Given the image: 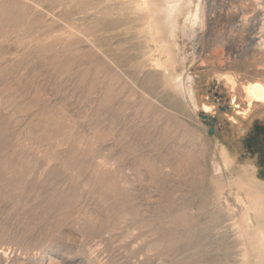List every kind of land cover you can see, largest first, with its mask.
Masks as SVG:
<instances>
[{"label": "rangeland", "instance_id": "rangeland-1", "mask_svg": "<svg viewBox=\"0 0 264 264\" xmlns=\"http://www.w3.org/2000/svg\"><path fill=\"white\" fill-rule=\"evenodd\" d=\"M192 1L171 38L143 0H0V264H257L213 161L264 180V0Z\"/></svg>", "mask_w": 264, "mask_h": 264}, {"label": "bare ground", "instance_id": "bare-ground-1", "mask_svg": "<svg viewBox=\"0 0 264 264\" xmlns=\"http://www.w3.org/2000/svg\"><path fill=\"white\" fill-rule=\"evenodd\" d=\"M259 1L260 0H252L254 5L258 4ZM192 2H193L192 0H143L141 4L144 3L145 7H147L151 12L150 16H152V21L154 22V23L152 22L154 26V31H156V33L157 32L159 33L161 29H166L167 30L166 32L169 33V36L173 38L172 34L174 33V30L177 28L176 25H178L176 20L177 17L179 18V16H183L182 18H184V23L186 22L188 25H190V27H194L195 25L199 26L201 24L203 17L201 14L200 6L199 4H197L193 8ZM256 6L258 7V5ZM260 22H262V24L260 26V29H258L259 30L258 33H259V37L261 39H264V21L262 20ZM184 27L187 28L185 24ZM190 27H188V29ZM166 34L167 33H165V35ZM166 37H168V35ZM165 40H168V38H166ZM172 41L174 40H171V42ZM159 42L161 44L159 52L164 53L167 58L166 60L163 61H159V60L156 61L157 67L162 70L168 71V76L171 78L172 81H175L174 84L176 90L178 88V91L180 90L179 91L180 93L182 90H184V92L188 95L187 97L194 105L193 107H197L196 100L195 98H193V95L191 94L192 92L189 90V87L186 86L187 84H183L182 80L178 79L180 75H173V73H171L170 71L172 68L170 69L169 67L173 63V55L171 50L167 48L168 46L167 42L164 40H159ZM222 75H223L222 76L223 83L227 86V88H231L234 90L236 88L235 86L238 84L237 81L235 80L234 77L235 75H233L232 73H227V74L224 73ZM241 93H242L241 94L242 99L245 100V106L243 109L244 112H242L243 116L246 115V113L253 106V104H258V105L261 104L264 107V84L262 81L244 82V84H242L241 87ZM202 109L205 111H209L211 110V106L209 104L204 103L202 105ZM216 154H218L220 160L219 162L218 161L216 162L215 161L216 158H215V160L213 161L214 171L216 172L221 170L227 171L231 183L235 184L236 187L238 186L239 189L241 188L240 190L245 191L244 193H246V197H248V200L250 199V202L247 205L248 208L246 209L251 210L250 213L253 212L254 217L256 218V223L247 224V222L245 223V220L243 221L245 223L244 226L246 225L244 229H247L246 231H248V229L250 228L249 231L247 232L248 238H246L248 239V241L247 240L246 241L250 242L248 244H250L252 251H255L257 253L254 256V258L256 259V263L264 264V252H262V250H264V180L262 181L257 180L256 179L257 177H255L254 172L251 170H247L244 167L238 170H233L232 164L235 160L232 156H229L227 150L224 147L219 146V148H217ZM247 218H249V215ZM246 221L248 220L246 219ZM244 233L246 234V232ZM260 248L262 253L259 252Z\"/></svg>", "mask_w": 264, "mask_h": 264}, {"label": "water", "instance_id": "water-1", "mask_svg": "<svg viewBox=\"0 0 264 264\" xmlns=\"http://www.w3.org/2000/svg\"><path fill=\"white\" fill-rule=\"evenodd\" d=\"M200 118H203L204 120H206V119L209 118V116L208 115L201 114ZM212 133H213V127H211V129L209 130V134H212Z\"/></svg>", "mask_w": 264, "mask_h": 264}]
</instances>
